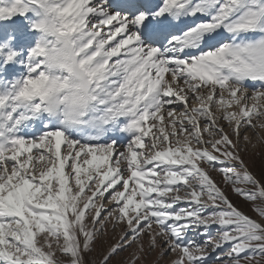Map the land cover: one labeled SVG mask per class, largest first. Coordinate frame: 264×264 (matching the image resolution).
<instances>
[{
    "label": "snow or ice",
    "instance_id": "6c2138e0",
    "mask_svg": "<svg viewBox=\"0 0 264 264\" xmlns=\"http://www.w3.org/2000/svg\"><path fill=\"white\" fill-rule=\"evenodd\" d=\"M261 144L264 0H0V264H264Z\"/></svg>",
    "mask_w": 264,
    "mask_h": 264
},
{
    "label": "rangeland",
    "instance_id": "374dc122",
    "mask_svg": "<svg viewBox=\"0 0 264 264\" xmlns=\"http://www.w3.org/2000/svg\"><path fill=\"white\" fill-rule=\"evenodd\" d=\"M255 152H259L260 155L254 157L255 165L252 167V171L255 172L259 176L260 175V164H261V161L264 160V144L258 145L256 149L250 150V154L255 153ZM212 175L217 180V182L221 184V187H224V185L221 183V177L217 173H212ZM226 191H228V194L234 203H236L242 210L248 212L249 215H253V213L249 211L248 206L239 197H236L235 195H233L230 189H226ZM127 256H128V253H124L120 257V259L123 260Z\"/></svg>",
    "mask_w": 264,
    "mask_h": 264
}]
</instances>
